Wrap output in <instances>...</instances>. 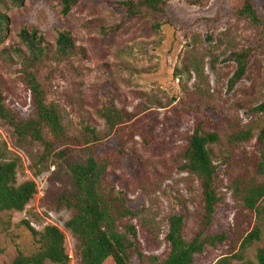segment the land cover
Returning a JSON list of instances; mask_svg holds the SVG:
<instances>
[{"label": "rangeland", "instance_id": "374dc122", "mask_svg": "<svg viewBox=\"0 0 264 264\" xmlns=\"http://www.w3.org/2000/svg\"><path fill=\"white\" fill-rule=\"evenodd\" d=\"M120 1L79 0L67 15L61 13L60 0H26L21 8L0 4V14L9 20L7 37L0 44V95L21 117L32 118L30 93L19 77L17 51L26 53V49L18 33L36 29L50 55L57 32L71 33L77 56L62 64L49 60L39 80L47 101L56 106L66 130L75 136L85 125L103 135L107 128L98 112L111 103L133 116L118 134L113 132L104 154L110 161L106 182L115 192L123 190L130 206L140 210L137 217L121 222L136 230L131 264H150V256L167 257L173 206L184 216L186 242L200 230L201 190L195 178L181 171L180 154L198 122L203 132L216 133L219 141L209 150L218 172L220 202L210 233H225L229 239L224 245L206 247L193 264H217L239 251V237L255 224L254 213L242 205V191L248 185L264 184V176L254 173L259 153L256 136L264 126V113L253 112L264 102V42L258 40L256 29L234 19L232 0H170L159 32L151 31L150 19L111 30L121 24L116 7ZM254 4L264 17V0ZM244 49L252 50L247 70L230 88L237 71L231 55ZM240 129L251 130L254 138L231 143L232 132ZM118 141L121 153L115 148ZM42 151L39 143L18 139L0 119V155L19 159L18 183L34 181L37 186L23 212L0 214V264H10L18 252L29 255L36 250L24 221L37 232L48 225L63 231L68 264H79L76 242L64 229L72 212L52 202L61 190H70L68 172L58 160H41ZM262 247L264 236L241 255L253 261Z\"/></svg>", "mask_w": 264, "mask_h": 264}, {"label": "trees", "instance_id": "16d2710c", "mask_svg": "<svg viewBox=\"0 0 264 264\" xmlns=\"http://www.w3.org/2000/svg\"><path fill=\"white\" fill-rule=\"evenodd\" d=\"M26 0H0L10 7L21 8ZM170 0H122L116 4L121 17V24L111 30L119 29L126 22L150 19L152 32H159L166 18V4ZM233 17L236 21H245L248 26L258 31V40L264 42V17L259 13L254 0H232ZM79 0H60L61 13L67 15ZM8 18L0 14V44L8 33ZM57 39L52 55L45 45L44 38L36 29H22L18 33L26 53L17 51L20 63V83L30 93L34 116L21 117L12 110L0 95V119L4 121L20 140L39 143L42 148L40 159H50L62 163L69 176L70 190L63 189L55 197L57 208H66L72 212L65 222L64 229L75 240V255L79 264H131L130 253L135 250L136 230L134 226H123L127 218H135L139 209H133L123 190L115 192L114 187L106 182L110 161L107 140L113 132L118 134L133 119L127 111L118 110L113 103L102 108L98 115L104 120L107 131L99 135L96 129L85 125L82 133L75 136L66 130L56 106L47 101L46 89L39 80V74L46 68L49 60L56 64L66 63L77 56V49L72 35L67 30L57 32ZM251 49L232 53L231 59L237 63V71L230 80V88L242 79L247 70ZM254 113H264V102L253 109ZM254 138L251 130L233 131L231 143H247ZM216 133L202 131L198 122L187 138V145L180 154L181 171L195 178L201 190L203 213L200 230L189 242L182 236L184 216L173 206L168 220L169 231L166 241L169 253L164 260L157 256L148 258L150 264H193L196 255L202 254L206 247H217L228 241L225 233L211 234L215 213L220 202L217 189L218 172L214 165L209 146L217 144ZM115 145L121 153V144ZM259 153L254 166V173L264 176V126L256 136ZM19 159H6L0 155V214L4 212H23L37 194L34 181L18 183L17 169ZM237 184V183H236ZM50 196V193H49ZM243 207L254 213L255 224L251 231L239 237V251L231 257L221 258L217 264H231L236 259L238 264H264V247L259 248L253 261L244 260L241 255L254 242H260L264 236V184L248 185L242 191ZM34 239L36 250L24 255L18 252L10 264H68L69 257L64 246V232L48 225L37 232L24 221ZM124 229V232L121 231ZM130 236V237H129ZM141 256L140 254H138Z\"/></svg>", "mask_w": 264, "mask_h": 264}]
</instances>
